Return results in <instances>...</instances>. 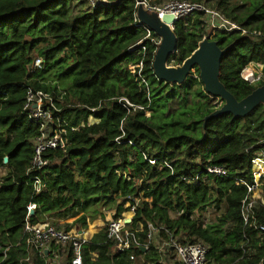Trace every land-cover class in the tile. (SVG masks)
<instances>
[{
	"label": "trees",
	"instance_id": "16d2710c",
	"mask_svg": "<svg viewBox=\"0 0 264 264\" xmlns=\"http://www.w3.org/2000/svg\"><path fill=\"white\" fill-rule=\"evenodd\" d=\"M149 1L158 6L168 0ZM190 1H204L244 29L264 33V0ZM84 8L83 0H0V167L9 171L0 187V260L6 255L3 264H45L26 244L31 202L37 204L32 224L78 217L73 225L84 227L88 216L95 220L102 207L116 209L121 217L130 202L135 225L142 223L146 230L148 223L165 226L175 235L186 233L206 242L209 264L264 261V242L255 229V224L264 225V205L256 208L248 225L242 217L248 186L264 178V173L259 178L255 174L264 170L259 158L264 155V106L245 117L228 113L205 123L225 102H210L214 96L206 93L197 65L184 83L163 82L153 70L158 46L144 40L146 84L129 70L142 58L140 48L129 49L146 34L134 26L135 0H108L92 12ZM174 28L177 52L168 63L181 66L207 35L206 26L203 16L196 15L180 19ZM209 36L221 49L228 48L219 79L238 101L264 85V77L256 84L241 77L249 64L264 65V40L220 30ZM35 56L43 58V68L29 74ZM56 68L62 69L58 76L68 85L49 83ZM30 90L54 95L62 91L67 103L80 106L61 113L69 123V147L66 154L47 153L58 162L38 172L48 187L36 196L26 175L40 130L23 113ZM183 114L188 116L179 120ZM91 115L100 123L72 131ZM212 166L224 168L227 176L209 175ZM261 189L264 193V184ZM221 205L226 212L207 228L190 218L212 206L220 211ZM170 211L183 214L173 220ZM99 225L100 220L91 224L88 232H97ZM161 235L165 237L164 231ZM92 253L98 254L96 261ZM134 254L144 264H160L153 246ZM84 255V264H135L129 253H113L104 231Z\"/></svg>",
	"mask_w": 264,
	"mask_h": 264
},
{
	"label": "built area",
	"instance_id": "2783aa9c",
	"mask_svg": "<svg viewBox=\"0 0 264 264\" xmlns=\"http://www.w3.org/2000/svg\"><path fill=\"white\" fill-rule=\"evenodd\" d=\"M83 1L86 4V8L84 9L90 12L97 9L100 5L108 4V0ZM79 9H81L80 6L77 10ZM140 9L148 14L157 15L162 21L166 15L173 16L175 22H178L180 19L188 17L193 18L196 15H202L206 31L209 30V34L204 38L210 35L213 30H220L241 32L256 42L264 40V33L258 31L251 32L244 29L238 23L226 18L220 11L206 4L204 1L193 2L190 0H168L162 5L156 6L149 0H135L134 26L142 28L146 34L143 40L129 49V51L134 52L137 48H140L138 53L142 58L139 64H131L128 68L138 80H141L142 84H146L143 75L146 47L142 44V41L150 40L153 44L159 47L161 37H159L140 17ZM174 27L175 25H170V28L173 29ZM153 33L156 34L157 37H154ZM42 68L43 58L35 56L33 63L28 66V71L29 74H34L37 70ZM263 74L264 65L251 63L242 71L241 77L244 81L249 82L250 84H256L263 79ZM126 102L131 106L128 101ZM75 107L80 106L72 105L69 102L67 103L66 93L62 91L54 95L41 90H30L27 94L23 113L27 116L29 121L35 123L40 128L39 136L33 140L34 156L30 163V167L26 172V175L31 182L33 196L40 195L48 187L46 180L39 175L38 172L58 162V160L47 158V153L59 150L64 154L67 153L69 141L65 135V127L69 126V123L66 119L61 117V113L64 109ZM90 110L95 111L96 108ZM91 119H94L95 122L91 123ZM99 123L100 120L91 115L88 120L83 121L80 126L72 128V131H79L81 127H85L86 125L93 126ZM259 158L264 160V155H261ZM150 163L155 164V161H150ZM207 173L217 177H226L228 174L224 168L218 166L209 167ZM6 176L7 174L4 175V177ZM3 178L0 180V187ZM195 180L197 179H194V181ZM262 181L264 180H256L255 178L256 185L248 186V195L242 202V217L245 225H248L250 220L254 218L256 208H258L259 205H264V193L261 189L264 182ZM135 202L137 203L139 201L135 200ZM118 204H120V201ZM127 205V208H130L127 212L132 213L133 216L128 217V213L124 212L121 214V217H117V210H111L113 217L106 220L107 225L104 224V229H101V232H105L107 241L112 244L113 253H129L130 260L136 263L135 261L139 257L135 256L134 251L140 250L143 253H146L149 248L153 246L157 249L160 255V264H209L208 254L210 252V246L206 242L192 238L186 233L175 235L167 230L165 226L156 227L152 223H148L146 230L142 223L135 225L133 222L135 217V206H132V204L128 202L124 206L125 209H127ZM36 209L37 204L35 202H31L28 205V214L24 227L26 244L30 249V254H38L43 260H45V264H84L85 248L94 237L101 232L89 234L87 233L88 229H74L72 227L69 229L60 228L52 225L50 222L32 224L30 221V217H32L31 213L33 211L35 212ZM208 213L216 215L213 221L209 220V217L206 216ZM182 214L183 212H169L170 218L173 220L177 219ZM222 214L221 211L216 210V208L212 206L208 207L203 212H194L190 218L203 228H207L208 226L215 224ZM74 219L76 220V218ZM126 220H129V223H127ZM73 223L71 225H73ZM255 229L262 236V241L264 242V225L255 224ZM161 231H164L165 237L161 235ZM142 234L144 237L141 236ZM97 258V253L91 254L92 261H96ZM5 259L6 255L0 260V264H3ZM26 261L31 263V257H28ZM259 264H264V261L262 260Z\"/></svg>",
	"mask_w": 264,
	"mask_h": 264
},
{
	"label": "water",
	"instance_id": "95a60500",
	"mask_svg": "<svg viewBox=\"0 0 264 264\" xmlns=\"http://www.w3.org/2000/svg\"><path fill=\"white\" fill-rule=\"evenodd\" d=\"M139 15L161 37V43L153 62L155 76L163 82L182 84L190 76L191 69L197 65L206 93L225 102L222 108L216 110L205 119V123L228 113L234 117H245L259 105L264 106V85L257 88L242 101H238L221 83L219 79L221 61L228 48L221 49L217 42L210 40L208 35L179 68L168 66L169 58L177 52L175 28H170V25L176 24L174 17L166 15L162 21L157 15L148 14L142 9L139 10ZM7 163L8 158H5L4 164L6 165ZM34 214L35 212L33 211L31 215L33 216ZM126 222L129 223V220H126Z\"/></svg>",
	"mask_w": 264,
	"mask_h": 264
},
{
	"label": "rangeland",
	"instance_id": "374dc122",
	"mask_svg": "<svg viewBox=\"0 0 264 264\" xmlns=\"http://www.w3.org/2000/svg\"><path fill=\"white\" fill-rule=\"evenodd\" d=\"M206 32H208L207 34H209V30H207ZM61 57H63V56H61ZM60 57V58H61ZM167 65L168 66H171L172 64H169V63H167ZM171 67H177V68H179L180 66H171ZM59 72H62V69H60V68H56L54 71H53V73L51 72L50 73V79H49V83L50 84H52V85H58L59 87H63V86H65V83H66V85H68V83H69V81H64V80H62L59 76H58V74H59ZM216 97H213L212 99H211V101L210 102H213V101H216ZM160 105H165V104H163L162 102H160ZM147 116H148V114H147ZM188 115L187 114H183V115H179L177 118L179 119V120H184L185 119V117H187ZM176 118V119H177ZM177 119V120H178ZM157 120H159V118H157ZM253 171V170H252ZM8 168H6V167H0V180L2 179V174L4 173V175L5 174H8ZM264 173V170H263V168H262V170L260 171V172H255V174H256V177L257 178H259L260 177V175H262ZM264 180V179H263ZM128 207V205L126 206V208ZM223 207V210H224V205L222 206ZM111 210H114V208H106V207H102L100 210H99V214H98V216H97V218L95 219V220H93V219H91L90 218V216H88V218H87V224H86V227H84V226H82V225H73V226H68V225H71L74 221H75V219L74 218H70V219H68V220H60V221H57L56 223H52L51 221H49L52 225H54V226H56V227H60V228H67V229H69L70 227H72V228H74V229H90V226L89 225H91V224H93V223H95L96 221H98V220H100L101 221V223H102V225H99V226H97V232H94V233H89V232H87V233H89V234H96V233H98V232H101V229H104L103 227H104V224L105 225H107V223H106V220H108V219H110V218H112L113 217V215H112V211ZM128 213V212H127ZM126 213V214H127ZM132 214V213H131ZM87 215H89V214H87ZM133 216V215H132ZM207 217H209V220H211V221H213L214 219H215V214H207L206 215ZM78 218V217H77ZM76 218V219H77ZM89 227V228H88ZM100 230V231H99ZM136 263L135 264H144L145 262L143 261V258H138L136 261H135Z\"/></svg>",
	"mask_w": 264,
	"mask_h": 264
},
{
	"label": "crops",
	"instance_id": "0c3cea01",
	"mask_svg": "<svg viewBox=\"0 0 264 264\" xmlns=\"http://www.w3.org/2000/svg\"><path fill=\"white\" fill-rule=\"evenodd\" d=\"M2 176L4 177V173L2 174ZM261 179H263V178H261ZM222 206L223 205H221V207H220L221 208V210H220L221 211V214L226 212V206L224 205V207H225L224 210H223V207Z\"/></svg>",
	"mask_w": 264,
	"mask_h": 264
}]
</instances>
